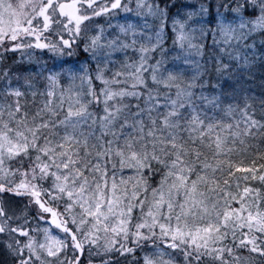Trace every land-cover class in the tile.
I'll return each mask as SVG.
<instances>
[{
    "label": "snow or ice",
    "instance_id": "snow-or-ice-1",
    "mask_svg": "<svg viewBox=\"0 0 264 264\" xmlns=\"http://www.w3.org/2000/svg\"><path fill=\"white\" fill-rule=\"evenodd\" d=\"M0 264H264V0H0Z\"/></svg>",
    "mask_w": 264,
    "mask_h": 264
}]
</instances>
